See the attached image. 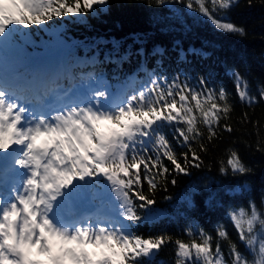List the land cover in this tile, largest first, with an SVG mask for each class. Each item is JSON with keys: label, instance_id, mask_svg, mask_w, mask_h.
<instances>
[{"label": "snow or ice", "instance_id": "6c2138e0", "mask_svg": "<svg viewBox=\"0 0 264 264\" xmlns=\"http://www.w3.org/2000/svg\"><path fill=\"white\" fill-rule=\"evenodd\" d=\"M238 2L155 0L168 14L153 12L151 18L164 32L187 35L207 22L217 31L244 35L228 15ZM108 5L109 0H0V264H152L169 244L175 264H264V212L237 195L248 188L237 187L239 181L217 182L215 190L195 182L186 187L179 215L189 223L181 228L187 241L139 231L171 219L155 206V192L203 166L201 154L218 129L233 131L220 124L233 105L227 88L216 86L211 66L204 75L192 74L188 56L210 59L204 47L185 49L174 41L171 70L164 66L165 50L155 46L151 56L160 58L149 69L139 37V49L121 52L116 41L106 49L103 40L65 34L63 21L85 23ZM134 55L140 57L135 70L121 73ZM105 64L116 66L115 83ZM223 71L240 103L264 102V85L252 95L244 74L227 64ZM226 164L221 163L223 176L229 169L234 175L249 171L235 150ZM200 195L205 210L232 225L236 242L223 225L215 227V237L195 227Z\"/></svg>", "mask_w": 264, "mask_h": 264}, {"label": "trees", "instance_id": "16d2710c", "mask_svg": "<svg viewBox=\"0 0 264 264\" xmlns=\"http://www.w3.org/2000/svg\"><path fill=\"white\" fill-rule=\"evenodd\" d=\"M183 11L182 5H177ZM153 12L163 15L168 14L166 8H156L155 0H109L108 11L100 13L98 17L89 14L85 23H72L63 21L65 34L76 40L100 39L107 43L100 45L102 48L111 49L112 41L119 42L121 52L129 46L135 51L141 47L135 42L139 37L142 41L147 56L149 69L155 67V61L159 56H151L155 46H160L165 50L164 66L171 65V70L176 69L177 53L172 51L173 43L179 39L183 47L189 46L201 48L212 53L210 59L201 60L191 55L188 59L192 61V74L200 76L205 74V70L211 66L216 72V86L223 85L229 93V103L233 105L232 111L227 118L220 121L221 125L230 124L233 128L231 133L218 129V138L208 145V151L202 153L203 166L200 169H191V176H177V183L173 186L167 184V191L157 190L154 195L156 207L166 209L171 214V219L163 218L155 224L141 225L139 231L145 235H156L159 233L170 234L173 239L179 236L181 239L190 238L181 232L182 227H188L189 223L179 215L183 211L184 205L180 203V196L184 194L186 187L195 182L201 188L212 184L215 190L217 182L239 181L240 187L248 185L247 189L241 188L238 196H244L255 202L257 209L264 212V102H259L247 107L240 103L233 91L232 79L225 74L223 67L227 64L230 68L245 75L251 86V94L256 95L258 85H264V0H239V2L229 11L231 21L244 29V35L240 33H224L217 31L210 23H201L192 27V31L187 35L177 32H164L160 29L161 23H155L151 18ZM185 18L189 24L192 20L187 15ZM59 23V22H58ZM207 42H211L213 47H208ZM140 57L132 56L129 61L120 66L121 73H132L137 67ZM183 66V65H181ZM111 74L115 65L105 64L102 66ZM91 69H86L88 71ZM99 70V69H97ZM75 71L79 72V69ZM143 78V73L140 74ZM115 83V81H111ZM247 119H243L244 114ZM205 137L207 130L201 125ZM205 143L207 141L205 140ZM198 147V145H196ZM185 149L177 146V151ZM229 150H235L242 163L249 169L244 175L233 174L231 169L226 176L221 175V163L227 167L226 160ZM171 176L168 177L170 181ZM165 196H171L172 200H165ZM197 209L192 214V219L196 221L195 227H202L206 232L214 235L217 225H223L230 236L232 242L237 241L236 233L227 219L214 211H207L203 206L204 196L196 198ZM238 210L237 205H233ZM225 249L228 241L223 242ZM242 247V246H241ZM175 253L173 245L164 246L152 260V264H175Z\"/></svg>", "mask_w": 264, "mask_h": 264}]
</instances>
